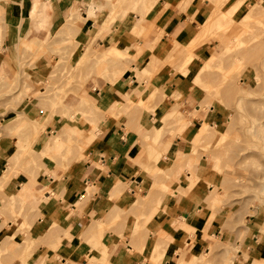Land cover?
I'll return each instance as SVG.
<instances>
[{"label":"rangeland","instance_id":"rangeland-1","mask_svg":"<svg viewBox=\"0 0 264 264\" xmlns=\"http://www.w3.org/2000/svg\"><path fill=\"white\" fill-rule=\"evenodd\" d=\"M90 1L92 0H86L84 5H80V11L73 10L70 21L66 20L57 32L51 33V22L41 26L37 19L40 16L36 13L31 14V18L37 20L38 27L43 30L42 36L16 51L14 60L16 72L13 75L2 77L0 71V129L15 127L13 131H8L1 137L0 141L4 138L10 141L14 139L10 150L13 155L10 159L18 151L21 153L16 163L19 166L17 172L19 175L16 176L19 180L12 181L14 176L7 186L0 188V264H37V258L44 256L46 251L56 253L63 240H69L65 235V228L56 221L45 222L42 209L34 204L38 200H44L46 196H51L52 200L59 198L56 195L53 197L54 188L66 175L68 165L74 161L90 160L89 151L104 133L102 125L110 119L116 120L118 124L124 123L127 133L132 131L139 133V142L143 144L141 157L142 161L145 159L144 163H140L141 160H136L135 163L142 175L149 177L150 180L144 178L145 183L141 189L136 190L134 197L128 198L130 203L137 196L147 203L151 198L143 197L156 192L154 203L160 205L158 212H161L165 198L174 196L175 190L187 189L188 186L192 194L202 198L197 205L202 212L196 217L203 224L198 233V238L202 242L199 247L192 244L187 247L190 248L188 251L183 249L173 253V262L248 264L246 244L252 243L255 237L259 241L264 238V4H254L253 9L252 5H249L248 9H251L256 17H248L249 19L242 23H234L232 16L227 12L233 7L226 8L229 0H207L214 6L217 14L215 10L207 14L208 21L205 23H216L222 19L220 22L224 21L227 26L209 31L208 35H204L205 41H201L203 38L198 40L202 43L195 44L194 50L191 51L193 57L189 62H186L184 58L186 55L183 52L180 55L174 51L169 53L166 61L161 62L156 58V54L151 52L148 54L155 48V40L153 41L151 35L159 30L157 26L141 34L127 33L129 38H138L144 43V46H136V49L122 48L113 40L122 32H130L136 15L144 18L146 14L140 0L138 4L135 0L122 2L94 0L100 3L103 9L97 13V17L90 19L92 25L89 26L87 33L88 40L79 44L78 40H75L78 33L74 34V30H77L79 22L87 24L84 17L87 15ZM186 1L188 0L179 1L174 8L186 9L190 4L186 5ZM5 2L6 0H0V34L3 32L1 20ZM168 7L165 10L173 9L171 5ZM217 8H220V11ZM128 13L133 14L124 18ZM66 24H69V29H66ZM202 29L203 26L200 27V31ZM107 32L110 33L100 37ZM210 40L214 44L209 42L207 45ZM210 45L213 48H210ZM112 46H117L120 51L107 50ZM200 47H203L201 49L203 52L207 51V56L198 57L195 50ZM176 49L179 51L178 44L174 50ZM212 49L218 50L215 58L212 57ZM5 58L6 53H3L1 46L0 61ZM101 60L107 64H98ZM197 60L202 63L199 64ZM164 64L177 71L186 64L189 72L196 64L194 73L199 72L203 65L201 72L196 74L195 81L203 96L197 108L193 104L187 106L178 93L172 96L165 95L154 82L152 83L155 74L160 70L158 68H162ZM119 68L135 75L138 82L134 84L129 79L130 91L123 96L118 107L117 104L114 105V111L111 112L90 100H93V89L105 87L108 78L112 80L115 76L112 73ZM199 76L201 81L197 80ZM143 82L144 88H140ZM155 91L157 107L151 108L149 95ZM83 96L85 99H82ZM145 98L147 101H144ZM28 106H36L30 119L24 115ZM88 106L93 109L90 110ZM160 108L164 113L158 117L156 109ZM212 108L216 110L217 122L214 120L212 122V118L211 126L215 128L216 133L228 132V139L226 138L221 145L205 142L192 151L191 144H195L196 139L194 137L203 126H206L202 114ZM143 113L153 114V119L155 118L150 126L151 132L148 130L151 134L149 138H145L143 132L140 133L139 130L143 128L139 125L137 129L134 128ZM54 120L55 124H52ZM193 120L197 121L192 130L185 135L181 133ZM49 126L52 128L47 129ZM144 128H149L148 124ZM194 131L197 133L189 142L190 138L188 140L185 136H192ZM169 141L171 145L175 144L185 153L182 155L181 163L168 155L172 152L167 146ZM79 152L83 153L84 157H81ZM9 160L6 156L4 162L0 163V180ZM45 160L55 161L62 174L57 176L56 173L45 171ZM97 161L100 163L99 157ZM98 166L100 171H106L100 164ZM45 174L53 176L57 180L56 184H44L41 179ZM26 179H31V184L35 185L34 188L32 186L31 193L28 192L20 199H16L15 203L10 201L9 196L18 194V190L25 187L22 185ZM139 181L142 180L139 178ZM36 186H40V189ZM133 186L119 182V189L122 192L129 191L134 188ZM84 188L91 195L98 192L97 187ZM46 192L48 194H45ZM111 198L118 200L115 196ZM154 203L152 207L155 206ZM87 208L85 199L65 207L69 219L75 213L74 210L83 218L84 229L78 234L80 241L87 244L90 251L101 246L98 253L92 254L100 256V260L97 261L96 258L90 260L86 255V264L94 262L109 264L108 261L112 257L124 262L136 260V264H164L165 257L161 260L158 247L156 246L154 252L150 250L149 245L153 238L150 236L153 233L150 224L145 227L144 238L137 244L130 240L132 228L127 229L131 217L134 218L133 224L137 220L135 214L123 213L120 221L118 217L113 219V216L108 221V216L102 214L99 217H104L102 220H105V223H99L95 231L91 232L88 227L96 225L92 223L96 217L90 214ZM147 209L150 210V204ZM186 211L182 206H177L171 214L172 223L175 225L178 220L184 221L182 216ZM127 215L130 217L123 226V220ZM212 225L217 237L215 234L208 235L205 231ZM186 231L191 233L193 230L187 228ZM138 232L139 230L135 235ZM195 235L193 232L192 241L196 239ZM156 237H159V234ZM58 240L60 244L55 248L53 244ZM196 252L201 253L199 258L194 257ZM55 258L61 260L57 254ZM70 261L71 259H67V262ZM253 263L260 264L258 261Z\"/></svg>","mask_w":264,"mask_h":264},{"label":"crops","instance_id":"crops-1","mask_svg":"<svg viewBox=\"0 0 264 264\" xmlns=\"http://www.w3.org/2000/svg\"><path fill=\"white\" fill-rule=\"evenodd\" d=\"M179 1L181 0H158V3H156L153 10L150 13H146L145 16L147 17L142 18L143 16L140 17L139 15H136V21L130 32H122L120 35H116L113 39L115 44H119L118 46H121L122 48L135 47L137 45L142 47L144 46V43L140 39L129 38L130 36H128L127 33H130L131 35L138 33L141 34L148 32V29H152L157 26L159 30L151 35L153 36V41L155 40V48L150 50L148 54H150V52L154 53L156 54V58L158 60L164 62L174 48V42L179 45V53L181 54L184 51V47L198 35L200 27L206 22V15L213 13L215 9L214 6L207 0H192L186 9L172 7V10H165L166 4L174 6ZM238 1L239 0H229L226 3V8L232 7ZM85 2L86 0H6L4 14L2 15L3 17L1 20L3 32L0 34L2 50L4 54L6 53V58L0 61V71L2 77L9 74L13 75L16 72L14 66L16 51L23 49L25 45L37 40V37L42 36L43 30L38 27V21L31 18V12L34 4L35 10L39 9L41 12L43 11V6L47 5L48 8L44 10V17L46 20L45 23L51 22L50 31L52 33L55 31L57 32L65 21L70 19V15L73 10L79 9L80 11V5H84ZM257 3L259 5H263L264 0H243L240 8L232 15L233 22L242 23L249 16L255 18L256 14L252 13L251 9H248V6ZM89 4L88 11L90 9ZM130 14L133 13H128L125 17ZM37 19L39 21L41 20V18ZM85 21H87V24L85 23L83 25V23L79 22L76 27L77 30H74V34L78 33L75 40H78L79 44H83L88 40L87 33L89 32V26L92 25L90 23L91 20ZM110 32L104 33L100 35V37H105ZM96 35L98 36V31ZM100 42L102 43V41ZM209 42H211V40L208 41L207 45H209ZM211 44H214V42H211ZM113 47L114 46L107 50H111ZM202 48L203 47H200L195 50L198 57L207 56V51L203 52L201 50ZM210 48H213V46L210 45ZM211 52L213 54L212 57L214 58L218 54V50L215 49H212ZM148 57H150V55H148ZM203 59L207 60L208 58ZM238 61L242 60L238 59ZM197 62L199 64L202 63L200 60H197ZM99 64H107V62L101 60ZM195 65L192 66L190 72L188 71L186 74L188 76H183V74H180L175 68H172L168 64H164L155 74L152 83L154 82L158 89L165 95L169 94L172 96L173 94L178 93L181 96L180 99L184 100L187 106L193 104L197 108V104L203 99V96L198 90V86L195 84L196 74L198 73H194ZM118 70L124 69L119 68ZM129 79H131L134 84H137L138 82L135 75L128 74L125 70L123 75L113 84L108 78V82L105 87L93 89V100L90 101H95L102 109L113 112L114 105L119 104L123 96L130 91L131 84ZM144 84L145 83L143 82L140 88H144ZM152 93L157 92L155 91ZM82 99H85V97L83 96ZM144 101H147L146 98ZM165 104L166 103L164 102V105ZM35 108L36 106L27 107L24 111L26 118H31ZM163 111L164 110L161 108L160 110L156 109V115L158 117L163 115ZM170 111L171 110H169V112ZM153 117V114L143 113L142 117H140L139 120L136 121V125H134V128L136 129L138 125L140 128H143L139 131L140 133L143 132L145 138L151 137L150 132L152 128L150 126L152 125V121L155 120ZM216 117L217 114L214 108L206 110L202 114L203 122H207L210 126L212 118V122L213 120L217 122ZM196 121L193 120L192 124L181 133H184L185 135L191 131L195 126ZM52 124H55V120L52 121ZM146 124H148L149 128H144ZM202 124L200 126H202ZM50 127L52 128V126H49L47 129ZM102 127L104 128V133H102L101 137L94 143L93 149L89 151L88 156L90 157V160L72 162L66 169V175L63 176L60 182L55 186L53 197L56 195V197L59 198L57 200H52L53 198L51 196H46L44 197V200H38L34 204L42 209L45 222L48 223V221H56L60 223L61 227L65 228V235L69 237L68 241L63 240V244L61 246H59L60 240L53 244L55 245V248H58L59 246L56 253L46 251L44 256L37 258V264H43L44 262L45 264H86V255L90 257V260L93 258H96L97 261L100 260V256H92V254L98 253L101 246L98 247V249L90 251L88 245L83 244L78 237V234L84 229L81 214L74 210L75 213L72 214V218L69 219V216L65 211V207L67 205L78 203L83 199L87 200V211L96 217L93 222L91 221L96 225L88 227L91 232L92 230L95 231L94 229H96L95 227L99 225V223H105V220H102L104 217H99L102 214H106L108 216V221L115 215L118 217V221H120L122 220L123 213H133L135 214L137 220L133 224L134 218L131 217L129 219L130 224L127 225V229L129 230L132 228V231L130 232V240L139 244L141 242L140 239L144 238L145 227L150 224L153 228V233L150 235L153 237L149 245L150 250L154 252V249H156L157 246L158 254L161 257V260L165 257L164 264H176L172 259L173 253L183 249L188 251L190 248L187 247L192 244L194 247H199L202 242L198 238V233L200 231L199 228L203 224L196 218L199 216L200 212H202V210L198 209L199 207L197 206L199 202L202 201V198L196 194H192V192L188 190V186L187 189L180 188V190H175L176 192L174 191V196L165 198L162 204L163 209L161 212H158L160 205H158V203L157 205L154 203L156 192L150 193L149 195L147 194L143 197L144 199H147L148 197L151 198L147 203H145L144 200H141L139 198L140 196H137L130 203L128 198L135 196L136 190L141 189L145 183V179L150 180L149 177L142 175V172L138 169L135 163L136 160L142 161L141 152L143 144L142 142H139V133L136 131L127 133L126 125L124 123L118 124L116 120L113 119H110L107 123L103 124ZM14 128V126H9L7 128L0 129V138L4 137L8 131H13ZM148 130H150V132ZM196 133L197 132L194 131L192 136L188 135L187 137L186 135L185 138L188 140L190 138L189 142H191ZM13 140L14 139H11L10 141V139L4 138L3 141H0L2 142V145H0L1 164L4 162L6 156L9 160L13 155V153H10ZM167 146L170 147L172 151L168 155L172 158H176L177 162L181 163L182 155L185 154L182 149L177 147L175 144L171 145L170 141L167 143ZM97 157H99L100 163L97 161ZM144 160L145 159H143L140 163L143 164ZM44 164L46 167L45 171L56 173L57 176L62 174V171L55 161L45 160ZM99 164L106 169L105 172L99 170ZM17 175H19V173H17ZM16 176L12 179V181L19 180ZM139 178L142 181H139ZM41 180L44 184L49 183L51 185L56 184L57 181L53 176H48L46 174L43 175ZM119 182L122 184H133L134 188L129 191L122 192V190L119 189ZM22 186H28L31 189L32 186L34 188L35 185L31 184V179H26L24 180ZM84 186L97 187L98 192L91 195L88 190L84 188ZM39 187L40 186H36V188L40 189ZM45 194H48V192ZM113 196L118 198V200H112L111 197ZM173 198H176V203ZM153 203L155 206L152 207ZM149 204L150 210L147 209ZM177 206H182V208L187 211L185 213L183 212L182 219L184 221L178 220V222L174 225V222L172 223L171 214L173 213L172 211H175ZM129 217L127 215L124 218L123 226H125L126 219ZM88 220H90V216ZM187 228H190L193 231L189 233L186 231ZM138 230V234L135 235V232ZM205 231L208 235H217L213 225L206 228ZM193 232L196 233L194 236L196 239L194 241H192ZM158 234L159 237H156ZM83 242L85 243L86 241ZM246 246L248 250V264H253L255 261H258L260 264H264V238L259 241L258 238L255 237L254 241L252 243L249 242ZM201 248L202 247H200L199 250H201ZM56 254L61 258V260L55 258ZM107 255H109L108 249ZM200 256L201 253L199 252L194 254L195 258H199ZM67 259H71V261L67 262ZM108 262L109 264H136V260H125L124 262L116 257H112Z\"/></svg>","mask_w":264,"mask_h":264},{"label":"bare ground","instance_id":"bare-ground-1","mask_svg":"<svg viewBox=\"0 0 264 264\" xmlns=\"http://www.w3.org/2000/svg\"><path fill=\"white\" fill-rule=\"evenodd\" d=\"M120 2H122L123 0H119ZM134 1V0H133ZM114 2V1H113ZM242 2H243V0H239V2L236 4V5H234V6H232L233 8H232V10L230 9V10H228L227 12H229L228 13V15L229 16H232L233 15V13H236L237 12V10L240 8V6L242 5ZM135 3L136 4H138L139 3V0H135ZM140 3L141 4H143V11L145 12V14L146 13H150L152 10H153V8H154V6L156 5V3H158V0H140ZM188 3H190V0H188V1H186V5L188 4ZM167 6H165V8L166 7H168V4H166ZM188 5H190V4H188ZM137 6V5H136ZM89 7H90V9H89V11H88V13H87V17L86 18H84V20H90V19H94L95 17H97V13L99 12V11H102V6H101V4L100 3H96V1H91L90 2V4H89ZM253 7H254V4L252 5V9H253ZM46 8H48L47 7V5H44L43 6V11L41 12V11H39V9L37 10V11H35L34 12V10H35V5H34V9H32V12H31V14H34V13H36L37 14V16H40V18H41V20L39 21V24L41 25V26H43L44 24H45V15H44V10L46 9ZM169 8V7H168ZM173 8H174V6H173ZM255 8V7H254ZM167 9V8H166ZM218 9V8H217ZM220 9V8H219ZM218 9V10H219ZM217 10V11H218ZM220 11V10H219ZM218 11V12H219ZM231 11V12H230ZM233 11V12H232ZM126 14V13H125ZM215 14H217L216 13V10H215ZM226 15H227V13H226ZM124 17H125V15H124ZM144 17H145V15H144ZM216 17V16H215ZM214 17V18H215ZM250 17V16H249ZM209 18V17H208ZM221 18V17H220ZM220 18H217V19H220ZM211 19V18H210ZM226 19V18H225ZM245 19V18H244ZM249 19V18H248ZM222 20V19H221ZM220 20V21H221ZM223 20H224V18H223ZM70 21V19L67 21V22H69ZM206 21H208V20H206ZM213 21H215L214 19H213ZM216 22V23H209V24H206V23H204L203 24V29L199 32V34L195 37V38H193L192 39V41L191 42H189V44H187L186 46L187 47H185V50L183 51V53H184V55H186V57H184V58H186V62H189L191 59H192V57H193V54H192V52L191 51H193L194 50V46H195V44L196 43H198V44H200V43H202L201 41H205L204 39H206V37L204 38V35L206 36V34L209 32V31H211V30H213L214 28H216V27H222V26H227L226 24H224V21L223 22ZM209 22H210V20H209ZM229 27V26H228ZM227 27V28H228ZM70 28V26H69V24H66V29H69ZM139 29V28H138ZM139 31H140V29H139ZM137 33V32H136ZM212 33V32H211ZM209 34V33H208ZM207 34V35H208ZM233 36V35H232ZM201 38H203V40H201L200 42H198V40H200ZM138 46V45H137ZM176 46H177V43H175V45H174V48H176ZM136 47V46H135ZM135 47H133V48H135ZM196 47H198V46H196ZM174 48L172 49V51H174V52H179L177 49L176 50H174ZM193 48V49H192ZM113 50H115L116 52H118V51H120V49L118 48V47H113L112 48ZM136 49V48H135ZM182 54V53H181ZM180 54V55H181ZM245 57V56H244ZM179 58V57H178ZM100 62H98V64H99ZM187 64V63H186ZM185 64V66H183V67H181V68H179L178 69V72L179 73H182V74H187L188 73V68H187V65ZM158 69H160V68H158ZM203 69V65H202V67L200 68V70H199V72H201V70ZM242 69V68H241ZM146 70V69H145ZM114 71V70H113ZM109 72V71H108ZM112 72V71H111ZM110 72V73H111ZM146 72H148V71H146ZM156 72V71H155ZM198 72V73H199ZM123 73H124V70H116L114 73H112V74H115V76H114V78L113 77H111L112 76V74L110 75V77H111V81L114 83V82H116L122 75H123ZM151 73H152V71H151ZM105 74H107V72L105 73ZM109 75V74H108ZM202 79V78H201ZM197 80H200V76L198 77V79ZM201 81V80H200ZM112 83V84H113ZM202 84V83H201ZM200 84V85H201ZM204 87V86H203ZM177 90V89H176ZM157 94V93H156ZM156 94L155 93H151V95H150V107L151 108H155V107H157V105H156V102H155V97H156ZM84 101V100H83ZM87 103H88V101H87ZM87 103H85V104H87ZM84 104V105H85ZM118 105L119 104H117L116 106L118 107ZM86 107V106H85ZM89 107V106H88ZM88 109V108H87ZM89 109L90 110H92L90 107H89ZM95 110V109H94ZM85 112V111H84ZM95 112V111H94ZM98 113V112H97ZM97 115H99V114H97ZM263 115V114H262ZM100 116V115H99ZM98 116V117H99ZM100 118H98V120H99ZM114 120V119H113ZM100 121V120H99ZM206 123V126L204 127H202L201 129H200V131H199V134L198 135H196L194 138H196L194 141H195V144H191L192 145V147H193V149H192V151H195L196 149H197V147L201 144V146H202V143H205V142H209V144L212 142V143H215L216 145H221L222 144V142L227 138L228 139V137L227 136H229L228 135V132H226L225 134H220V133H216V131H215V128L214 127H212V126H210L207 122H205ZM207 126H208V129H207ZM219 131V130H218ZM215 135H217V136H215ZM80 142H82V141H80ZM83 143V142H82ZM21 151H23V150H21ZM20 151H18L10 160H9V164H8V167H7V169L6 170H4L3 171V175H2V177H1V180H0V188H4V186H7V184H8V182H10V179L12 178V177H14V176H16L17 174V172H18V167L19 166H17L18 164H16L17 163V160H18V156H19V154L21 155V153H19ZM43 152H46V151H43ZM82 152V151H81ZM80 153V152H79ZM81 154V153H80ZM83 154V153H82ZM81 154V157L83 156ZM84 157V156H83ZM81 159V158H80ZM19 163V162H18ZM17 166V167H16ZM149 168V167H148ZM17 170V171H16ZM148 171H149V169H147ZM122 188V187H121ZM30 188L28 187V186H25V187H22V190H18V194H14V195H12V196H9L10 197V201L12 200L14 203L16 202V199H20L22 196H25L26 194H28V192L29 193H31L30 192ZM9 201V202H10ZM11 203V202H10ZM10 203H9V205H10ZM138 203V202H137ZM12 204V203H11ZM144 206V205H143ZM142 209V208H141ZM4 210V209H3ZM2 210V211H3ZM11 210V209H10ZM1 212V211H0ZM139 212V211H138ZM5 216V215H4ZM138 216V215H137ZM117 218V216L115 215V216H113V219H116ZM29 224V223H28ZM0 231H1V229H0ZM9 245V244H8ZM12 257V256H11ZM94 262V261H93ZM256 262V261H255ZM90 264V263H89ZM94 264H95V262H94ZM100 264V263H99ZM254 264V263H253ZM255 264H257V263H255Z\"/></svg>","mask_w":264,"mask_h":264}]
</instances>
